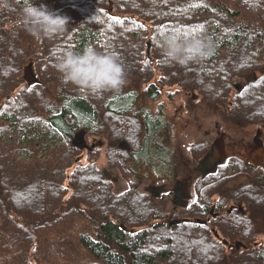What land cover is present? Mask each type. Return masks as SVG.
Instances as JSON below:
<instances>
[{
    "label": "trees",
    "instance_id": "1",
    "mask_svg": "<svg viewBox=\"0 0 264 264\" xmlns=\"http://www.w3.org/2000/svg\"><path fill=\"white\" fill-rule=\"evenodd\" d=\"M25 2L0 0V264H264V168L232 164L227 175L220 166L195 180L193 202L176 211L167 194L141 192L131 176L147 137L168 107L189 106V93L201 112L264 120V105L249 95L254 85L264 91V77L256 80L264 0H34L69 18L64 33L40 40L19 26ZM175 31L204 33L214 51L185 66L169 61L158 41ZM88 45L117 53L126 74L119 91L93 95L62 82L57 58ZM29 62L38 78L30 85L21 77ZM238 78L246 79L241 93ZM29 124L58 136L44 154L39 141L24 143ZM78 131L102 145L74 147ZM118 174L129 185L120 194ZM214 197L223 212L210 226L218 237L240 231L238 247L193 218L205 219ZM230 202L242 206L239 217L226 211Z\"/></svg>",
    "mask_w": 264,
    "mask_h": 264
},
{
    "label": "rangeland",
    "instance_id": "2",
    "mask_svg": "<svg viewBox=\"0 0 264 264\" xmlns=\"http://www.w3.org/2000/svg\"><path fill=\"white\" fill-rule=\"evenodd\" d=\"M26 65L23 67L21 77ZM26 77L37 78L33 64L31 68L27 70ZM236 82L239 83L238 80H236ZM188 96L191 99H188L189 106L185 105L184 107L183 103L180 102L178 107H168L167 116L165 117L161 130L157 132L156 136L150 135L149 138L147 137L148 144L150 143V145H153V149L149 150V148H145L143 152L145 154H151L153 153V150L162 152L160 154L164 155L165 160L170 161L169 166L171 168H166L159 162H148V165L145 161L146 159H144L146 158L145 155H138L135 157L132 165L133 171L131 176L132 179L137 183V188L139 191L150 195V185H167V187H174V181L177 178H179L183 183L187 182L188 184H194L193 182H195L198 173L195 170L197 164L195 160H197V157L194 153V150H192V145L199 141H206L207 143L211 142L216 137L217 129L230 134L223 128L224 124L230 122V119L225 121L219 119L218 115H216L214 112L206 110H202V112L199 111L200 107L197 106L198 102L195 101L197 99L195 95L193 93H189ZM253 133L254 130H250L249 132L245 133L242 138L238 137L239 135L235 133H232V138L228 136L226 139V145L229 150V154L236 151L244 154V150L250 145L249 141L252 139ZM262 136L264 138V132H262ZM57 138L58 136L55 133H51V131L43 125L29 124L24 143L29 144L31 142L39 141L42 154H44L47 148L46 142L51 141L52 143H56ZM85 140L88 146L94 144L95 147H97L101 146L103 143V140L98 137H90L88 140L85 137ZM77 143L78 139L75 140L74 145L77 146ZM123 145L124 144L120 146L121 149L123 148ZM93 149L94 147L89 151H92ZM81 150L88 149L83 148ZM82 155L84 157V152ZM29 156L30 155L24 151L21 153L20 159L26 161ZM139 160L141 161L138 162ZM98 161L101 162V164L103 163L99 159ZM144 161L145 166L142 165V162ZM262 167H264V164H262ZM128 189L129 185L127 181L124 180L119 174L115 176L113 192L120 194L124 191H127ZM167 199L169 202H171L169 194H167ZM171 205L173 206L172 202ZM84 258L89 263L97 262L96 259L90 257L89 255H85ZM77 264H82V260Z\"/></svg>",
    "mask_w": 264,
    "mask_h": 264
},
{
    "label": "clouds",
    "instance_id": "3",
    "mask_svg": "<svg viewBox=\"0 0 264 264\" xmlns=\"http://www.w3.org/2000/svg\"><path fill=\"white\" fill-rule=\"evenodd\" d=\"M68 24L67 16L50 11L46 5L37 6L34 0H26L20 10L19 26L37 40L64 33ZM158 43L163 56L181 66L202 61L215 47L212 39L204 33L190 35L179 31L162 36ZM54 66L62 82L93 95L117 92L126 84L125 69L117 53L102 52L93 45L78 52L65 50Z\"/></svg>",
    "mask_w": 264,
    "mask_h": 264
},
{
    "label": "flooded vegetation",
    "instance_id": "4",
    "mask_svg": "<svg viewBox=\"0 0 264 264\" xmlns=\"http://www.w3.org/2000/svg\"><path fill=\"white\" fill-rule=\"evenodd\" d=\"M261 68L264 70V61L261 63ZM253 74L255 75V71L253 72ZM264 77V73L261 72L260 70L256 71V80L257 79H262ZM255 78V77H254ZM236 80L239 81L236 82ZM246 79L243 78H238L233 80L232 84H233V88L238 91L239 93H241L240 91H242L246 85L245 82ZM238 83V84H237ZM249 95L253 98V99H257L259 100V104H260V108L261 106L264 105V91H261L259 88H257L255 85L253 87V90L249 93ZM262 109V108H261ZM224 111H211L214 112L216 115H218L219 119H222L224 116H222L223 113H225V115H227V113H231L230 109L225 110V109H221ZM255 112L257 111L256 109L254 110ZM227 112V113H226ZM234 113H236V110L233 111ZM230 119L229 123L224 124L223 128L224 130L228 131L230 134L226 133L225 131H221L220 129H217L216 132V137L209 143H207L206 141H199L196 143V149L194 150V153L196 154L197 160H195L197 162L195 170L198 173V176L196 177L199 178L200 176L204 177L198 167L199 162L203 159V157L205 155H207L208 153L211 152V149L214 146H217L218 149H220L222 155L224 156L225 160L224 163L221 165L223 166L222 168V172L226 171V174H233V170H232V164H240V163H246V164H251L257 168H264L262 167V164H264V138L262 136V132H264V120H256V121H252V122H240L241 119H236V118H227L226 120ZM224 120V119H222ZM225 120V121H226ZM247 121V120H245ZM260 121V122H259ZM250 130H254L252 139L249 141L250 145L247 147V149L244 150V154L239 153V151L236 152H232L231 154H229V150L227 148L226 145V139L228 136L231 137L232 133L238 134L240 138H242L245 133L249 132ZM160 131V130H159ZM149 150L153 149V145H150V143L148 144ZM86 149V148H85ZM157 149V148H156ZM191 150V147H190ZM162 152H157L153 150V153L149 154H142V156H146V163L148 164L151 162H159L161 165H163L166 168H171L169 166L170 161L165 160L164 155H159ZM141 160H139L138 162H140ZM145 161L142 162V165L145 166ZM149 165V164H148ZM220 166H218L219 168ZM218 170V169H217ZM217 172V171H216ZM209 174H206L205 176H207ZM188 179V178H187ZM195 179V180H196ZM194 183V182H193ZM174 187H167V185H164V193L163 194H169V198L171 199V202L173 203V207L174 210H178V209H182V208H187L191 205V203L193 202L194 199V190H193V184L190 183L188 184L183 183L182 181H180L179 178H177L174 181ZM151 186V185H150ZM149 186V189L151 190ZM214 202L210 205L206 215H205V219H202L204 221H206V224H202V225H206L208 227H210V230L212 231V233L214 234V236L219 239L222 243H224V245L229 244H236V243H240L241 239L239 237L240 235V231H230L228 234V238L225 237H218L217 232L214 231V228L211 227V221L213 219H216L217 217H219L222 214V210H220V208L218 207H223V205H218V201L220 200V198H213ZM242 206L234 204V203H228L227 207H226V211L230 212L231 210H233V215L232 217H239V212L238 210L241 209ZM238 209V210H235ZM210 217V219H208ZM196 222L197 220H200L198 216L193 217ZM188 219H192V218H188ZM245 240H252V238H246Z\"/></svg>",
    "mask_w": 264,
    "mask_h": 264
},
{
    "label": "water",
    "instance_id": "5",
    "mask_svg": "<svg viewBox=\"0 0 264 264\" xmlns=\"http://www.w3.org/2000/svg\"><path fill=\"white\" fill-rule=\"evenodd\" d=\"M31 66H32V63L29 62L26 65L24 72H23V75H22L23 79L29 85L38 82V78L26 77L27 70H29L31 68ZM76 139H78V143H77L78 145L77 146L74 145V142ZM72 144L74 147H77L79 149L86 148L88 150H91L93 147H95L94 144H92L91 146L87 145L86 140H85L84 131H78L75 134L74 138L72 139ZM119 145L121 146L122 143H120ZM224 160H225V158L222 155L220 149H218L217 146L213 145L211 152L203 157V159L199 162L198 167H199L203 176H205L206 174H214V173H216L218 166H221L224 163ZM150 188H151V190H150L151 194L150 195L152 197L159 198L164 193V185H157V186L151 185ZM208 219H210V217ZM184 220H186V219H184ZM206 221L201 220V219L197 220V222L199 224L205 223ZM174 223H175L174 220H170V222H169L170 225H172ZM153 225H154V222H151L150 226L152 227ZM238 244L239 243H236L235 246L238 247Z\"/></svg>",
    "mask_w": 264,
    "mask_h": 264
}]
</instances>
